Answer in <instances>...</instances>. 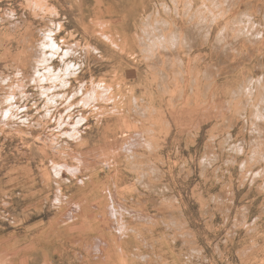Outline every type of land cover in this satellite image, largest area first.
<instances>
[{"label":"rangeland","instance_id":"obj_1","mask_svg":"<svg viewBox=\"0 0 264 264\" xmlns=\"http://www.w3.org/2000/svg\"><path fill=\"white\" fill-rule=\"evenodd\" d=\"M0 258L264 264V0H0Z\"/></svg>","mask_w":264,"mask_h":264},{"label":"bare ground","instance_id":"obj_2","mask_svg":"<svg viewBox=\"0 0 264 264\" xmlns=\"http://www.w3.org/2000/svg\"><path fill=\"white\" fill-rule=\"evenodd\" d=\"M180 151V150H179ZM179 160V159H178ZM110 193V192H109ZM130 193V192H129ZM113 195V194H112ZM114 197V196H113ZM155 217V216H154ZM5 253V252H4ZM0 259H2V258H0Z\"/></svg>","mask_w":264,"mask_h":264}]
</instances>
